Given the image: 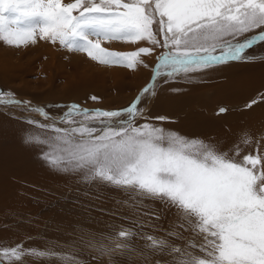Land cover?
<instances>
[{"label":"snow or ice","instance_id":"6c2138e0","mask_svg":"<svg viewBox=\"0 0 264 264\" xmlns=\"http://www.w3.org/2000/svg\"><path fill=\"white\" fill-rule=\"evenodd\" d=\"M38 40L86 53L99 64L129 69L143 64L139 57L152 49L117 52L101 42L146 41L166 49L157 57L152 80L124 109L70 104L54 118L0 90V106H22L49 121L27 119L42 136L26 134L24 142L41 147V159L51 170L174 207L182 221L177 227L187 231L190 226L200 238L199 243L188 239L181 245L179 231L159 237L134 231V224L101 237L99 243L89 240L88 247L110 259L116 253L128 259L140 256L145 264L153 257H158L154 264H264V156L258 150L241 156V144H252V137L244 133L223 151L219 144L136 123L148 119L140 105L156 98L158 79L167 82L182 73L252 60L247 50L264 43V0H0V42L20 48ZM135 239L144 242L142 249ZM56 248L41 251L23 241L0 246V264H25L27 259L83 264L75 253Z\"/></svg>","mask_w":264,"mask_h":264},{"label":"rangeland","instance_id":"374dc122","mask_svg":"<svg viewBox=\"0 0 264 264\" xmlns=\"http://www.w3.org/2000/svg\"><path fill=\"white\" fill-rule=\"evenodd\" d=\"M64 2L68 3L71 0ZM101 46L117 52H133L143 47L152 51L147 55L141 54L139 59L143 64L138 63L135 69H129L99 64L91 60L86 53L68 51L58 43L38 40L34 45L15 48L0 42V90L11 92L16 99L43 108L54 118H59L70 104H79L83 108L93 110L124 109L152 80L157 57L166 49L146 41L137 43L102 41ZM247 54L253 59L247 62L230 61L226 65L214 66L212 70L203 69L186 75L182 73L167 82L166 78L158 79L156 98L151 103L140 105L146 107L144 116L148 119L138 118L137 125L155 123L158 121L155 117L162 114L169 120L179 119L177 122H180L186 113L197 118V112L205 111L207 108H216L218 114L212 118V121H216L223 103H227L229 107L226 112L232 113L233 116L239 115L242 110H251L257 103L258 105L264 103V43H258L247 50ZM246 66L251 67L249 68L251 73L246 72ZM213 73H217V76ZM243 73H246L250 80L246 78L245 85L235 86L233 79H240ZM252 74L254 77H250ZM246 86L251 88L246 89ZM223 87H228V91L224 92L227 94L218 96V91ZM93 96L98 99L91 100ZM253 101L256 103H252ZM205 105L207 107H204ZM27 119L36 120L41 124L49 123L41 115L22 106H0L1 123L5 120L4 123L9 126L12 123L25 125L41 135L38 128L26 123ZM57 126L66 127L67 124ZM256 138L258 149L256 147L255 151L258 150L259 154L264 156V123L257 130ZM41 155L40 149L38 155L35 153L28 156L23 169L36 166L29 178L41 176L52 184L62 176V173L45 170L42 166L45 162ZM0 162V168L4 167L1 160ZM25 176L26 173L22 177ZM23 178L21 182L17 180L1 188L0 200L4 203V208L0 210V246H14L15 243L23 241L25 247H35L43 251L47 247L59 245L56 251L75 253L83 264H145L142 257L136 255L128 259L116 253L110 259L88 247L87 242L94 240L99 243L101 237L115 236L120 228H129L134 224L136 225L134 231L159 237L172 230L179 231L184 237L183 241H177L181 245L188 239L200 242V238L193 235L190 226L186 225L187 231L177 227L182 223L177 210L174 207L166 209L160 201L106 184L86 183L83 177L77 174L73 175L74 180L70 177L68 180L72 181L62 187L59 184L42 187L31 184L29 178L27 180ZM30 186L34 187V191L28 190ZM5 189L21 194L13 195L7 202L3 192ZM103 243L107 244L108 241L105 240ZM133 243L138 249L143 248L142 240L135 239ZM157 258L153 257L148 264H154ZM25 264H60V261L27 259Z\"/></svg>","mask_w":264,"mask_h":264},{"label":"bare ground","instance_id":"6f19581e","mask_svg":"<svg viewBox=\"0 0 264 264\" xmlns=\"http://www.w3.org/2000/svg\"><path fill=\"white\" fill-rule=\"evenodd\" d=\"M231 65H233V64H231ZM240 65H242V64H240ZM238 67H240V66L238 65ZM243 67L245 68V66H243ZM249 68H251V67L246 66V69H247L246 72L250 71ZM209 69H211V68H209ZM233 69H234V67H233ZM251 70H253L255 72L254 69H251ZM227 71H229V70H227ZM251 72L252 71H250V73ZM219 73H220V71H219ZM215 74L214 75L217 76V73H215ZM235 75L239 76V74H235ZM205 76H207V74ZM210 76H212V74ZM233 77H235V76H233ZM250 77H254L253 74ZM246 78L249 79V76L247 77V74L243 73V75L240 76V79L239 78L236 80L233 79L232 82L235 86H243L247 83ZM260 79H261V77H260ZM231 80H232V78H231ZM227 83L230 84L229 80H227ZM248 83L250 84V82H248ZM254 84H256V83L254 82ZM250 88H247V86H246V89H250ZM227 89H228V87H223L221 89V91H218V96L220 94L226 95L227 93H224V92H227L228 91ZM241 89L243 90V88H241ZM201 90H202V88H201ZM203 90H206V89L203 88ZM215 94H217V93H215ZM225 97H227V96H225ZM263 98L261 97V99H263ZM259 102H261V100ZM248 104H250V103H248ZM258 104L259 103H257V105H255V106H252L253 108L251 110L240 111L239 115L236 114V116H233L232 113L230 114L228 112H226V113L224 112L222 114L219 113L218 119H216L214 117L216 119V121H212L213 116L218 114L216 112V108L215 109L214 108H207L205 111L197 112V114H196L197 118H193L191 116V114L186 113L185 115L183 114V116L180 119L181 120L180 122H177L179 119H175V120H169L168 119V121H165V122L164 121H162V122L157 121V122L152 123V124L157 125L163 129H165V131H167V132L177 133L180 136L186 137L189 140L198 139V140H203V141L208 142V143L219 144L221 147V150H223V151H228L234 143H237L240 141V139L244 133H247L249 136L252 137L253 143L249 144L247 146L241 144V149H242L241 156L248 154V153L255 154L256 153L255 149H256L257 144H258L257 138H256V132L260 128V126H262V124L264 123V115H263L264 114V103H260V105H258ZM192 107H193V109L195 108L193 105H192ZM204 107H207V106L205 105ZM228 107L229 106L227 105V103H223V108H226L227 111H228ZM4 121L5 120H3L2 123L0 122V160L2 161V164L5 165L4 167L0 168V191H2L1 188L3 186H8L17 180L21 182V180L23 178L22 176L25 173H26V176H25V178H23V180L24 179L27 180L29 178L30 173L32 172V169L36 166L29 167V168L26 167L25 169H23V164L29 158L28 156L35 155V153H36V155H38V151L41 149L40 146L30 145V144H26L24 142V137L26 134H33V135H40V134H38L34 130H31L29 127H26L25 125L20 126L17 123H12L9 126L6 123H4ZM41 136H42V134H41ZM8 144H9V146H8ZM238 159H239V157H238ZM12 163H14V165H11ZM17 164H20V165H17ZM42 166L47 171H53L49 167H47L45 163ZM73 175L74 174H72V173H62V176L57 178L52 184H50V182H47L46 179L44 177H41V176H36L35 178H29V181L31 182V184H38L42 187H46V186L51 187L52 185H57V184H59V186L62 187L67 182L72 181V180H68L70 177L74 180ZM28 190L34 191V187L30 186ZM3 192L5 193V195L7 197V202L9 200V198L12 197L13 195H20L21 194V193L12 192L9 189H5V190H3ZM3 208H4V203L0 200V210H2Z\"/></svg>","mask_w":264,"mask_h":264}]
</instances>
